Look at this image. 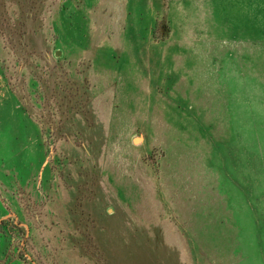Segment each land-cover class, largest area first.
<instances>
[{
  "label": "rangeland",
  "instance_id": "rangeland-1",
  "mask_svg": "<svg viewBox=\"0 0 264 264\" xmlns=\"http://www.w3.org/2000/svg\"><path fill=\"white\" fill-rule=\"evenodd\" d=\"M254 230L264 0H0V264H234Z\"/></svg>",
  "mask_w": 264,
  "mask_h": 264
},
{
  "label": "crops",
  "instance_id": "crops-1",
  "mask_svg": "<svg viewBox=\"0 0 264 264\" xmlns=\"http://www.w3.org/2000/svg\"><path fill=\"white\" fill-rule=\"evenodd\" d=\"M254 233L255 237L251 240V243H247L248 237L244 235L242 243L245 244L236 246L234 251L236 253V260L234 264H264V235L261 230H254Z\"/></svg>",
  "mask_w": 264,
  "mask_h": 264
}]
</instances>
